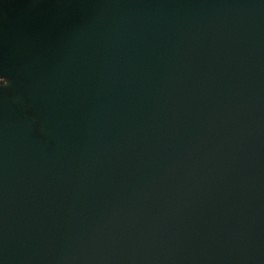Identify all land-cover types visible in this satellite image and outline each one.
Returning <instances> with one entry per match:
<instances>
[{
    "label": "water",
    "instance_id": "water-1",
    "mask_svg": "<svg viewBox=\"0 0 264 264\" xmlns=\"http://www.w3.org/2000/svg\"><path fill=\"white\" fill-rule=\"evenodd\" d=\"M0 79V264H264V0H0Z\"/></svg>",
    "mask_w": 264,
    "mask_h": 264
},
{
    "label": "clouds",
    "instance_id": "clouds-1",
    "mask_svg": "<svg viewBox=\"0 0 264 264\" xmlns=\"http://www.w3.org/2000/svg\"><path fill=\"white\" fill-rule=\"evenodd\" d=\"M3 78H4V79H5V81H6V82H5V84H4L3 86H5V87H6V86H7V84H8L7 78H6L5 76H4Z\"/></svg>",
    "mask_w": 264,
    "mask_h": 264
},
{
    "label": "flooded vegetation",
    "instance_id": "flooded-vegetation-1",
    "mask_svg": "<svg viewBox=\"0 0 264 264\" xmlns=\"http://www.w3.org/2000/svg\"><path fill=\"white\" fill-rule=\"evenodd\" d=\"M4 81L0 79V83H3Z\"/></svg>",
    "mask_w": 264,
    "mask_h": 264
}]
</instances>
